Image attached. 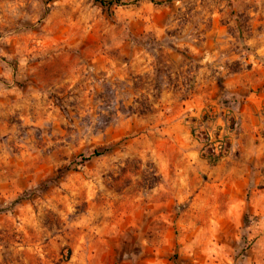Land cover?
Masks as SVG:
<instances>
[{
  "label": "rangeland",
  "instance_id": "obj_1",
  "mask_svg": "<svg viewBox=\"0 0 264 264\" xmlns=\"http://www.w3.org/2000/svg\"><path fill=\"white\" fill-rule=\"evenodd\" d=\"M99 1L0 0V264H264V0Z\"/></svg>",
  "mask_w": 264,
  "mask_h": 264
},
{
  "label": "crops",
  "instance_id": "obj_2",
  "mask_svg": "<svg viewBox=\"0 0 264 264\" xmlns=\"http://www.w3.org/2000/svg\"><path fill=\"white\" fill-rule=\"evenodd\" d=\"M242 112H243L242 113L243 118H245V109ZM242 128H243L242 133L238 139V142H240L241 137L243 136L242 134H244L245 135V155H244V153L240 154L241 159H245V161H247V160L248 161H250V160L256 161L255 163H257V166H255V167L258 168L257 171L259 172V169L264 167V145H260L261 140L259 138L255 137L254 134L249 133V132H245V123L243 124ZM249 129H253V128H251V126H247V130H249ZM247 143L251 144L250 147L246 145ZM252 146H254V147H252ZM226 166H228V164L222 163L221 165L214 167L213 170H211L209 172V175L210 176L213 175L215 179H221V180H223V182H225L224 171H225ZM249 168H250L249 166L245 165V177L240 176L238 174L237 170H235L234 176L231 179L229 178V180H227V183L228 184L232 183L233 185L234 184L237 185V184H243L245 182V186H247L248 184H251V178L248 177L249 172H250ZM233 169H237V168L233 167ZM263 179H264V177H261L260 179H258L257 182H260ZM256 180L257 179H255V181ZM227 200H228V204H227L226 211L229 213L236 211L237 208H240L241 204L243 203V197H242V195H240V193L238 195L231 193L228 196ZM246 210L247 209L245 207V211ZM248 210L250 213H253V214L257 213L259 215H262L264 213V194H261L260 191H257L255 193V195H253L251 197V202H250V205L248 207Z\"/></svg>",
  "mask_w": 264,
  "mask_h": 264
},
{
  "label": "trees",
  "instance_id": "obj_3",
  "mask_svg": "<svg viewBox=\"0 0 264 264\" xmlns=\"http://www.w3.org/2000/svg\"><path fill=\"white\" fill-rule=\"evenodd\" d=\"M99 3L102 6H112L113 4L119 3V0L99 1ZM93 156H99V154L94 152L93 155L89 156V158H92ZM86 160H88V157H81V161L85 162Z\"/></svg>",
  "mask_w": 264,
  "mask_h": 264
},
{
  "label": "built area",
  "instance_id": "obj_4",
  "mask_svg": "<svg viewBox=\"0 0 264 264\" xmlns=\"http://www.w3.org/2000/svg\"><path fill=\"white\" fill-rule=\"evenodd\" d=\"M221 145H222V144H221ZM221 145H220V147H219L220 149H221Z\"/></svg>",
  "mask_w": 264,
  "mask_h": 264
}]
</instances>
